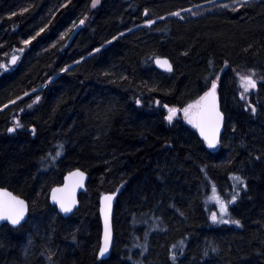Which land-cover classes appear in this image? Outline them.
<instances>
[{
  "label": "trees",
  "instance_id": "16d2710c",
  "mask_svg": "<svg viewBox=\"0 0 264 264\" xmlns=\"http://www.w3.org/2000/svg\"><path fill=\"white\" fill-rule=\"evenodd\" d=\"M215 1L0 0V187L29 203L24 225L0 228V264H264V0L201 14ZM237 72L262 80L248 99ZM214 80L226 123L209 149L192 127H169L164 105L183 108ZM74 170L88 192L64 219L49 194ZM213 186L236 195L239 226L211 222Z\"/></svg>",
  "mask_w": 264,
  "mask_h": 264
},
{
  "label": "snow or ice",
  "instance_id": "6c2138e0",
  "mask_svg": "<svg viewBox=\"0 0 264 264\" xmlns=\"http://www.w3.org/2000/svg\"><path fill=\"white\" fill-rule=\"evenodd\" d=\"M99 0H93V7ZM174 15H179V13H174ZM84 20L80 21V24H83ZM152 23V22H150ZM40 31H43L41 29ZM39 35V33H37ZM35 37H33L34 39ZM25 44H30L31 40H25ZM99 51V50H97ZM157 64H160L162 67H165L168 71H171V65L167 60L157 59ZM12 64L16 63V57H12ZM6 65H0V68H6ZM66 70V69H65ZM219 78L217 77V80ZM241 86L243 87L245 92H248L251 89H255L257 87V81L253 79L252 75L241 76ZM217 82L214 80L211 83V87L208 91L204 93L198 100L193 103L188 104L183 108L171 107L169 108L167 105H164L167 108L168 115L166 119L171 123L175 116L179 112H183L184 118L188 121V123L192 124L195 128L199 129L200 135L207 142L209 148H215L219 144V132L222 126L224 116L223 113L219 110L218 100H217ZM243 98V96L241 97ZM39 97H37V100ZM139 104L140 101L137 100ZM156 103H159L157 101ZM253 112L256 109L253 107L251 109ZM16 127H22L19 121L16 122ZM10 132H15L16 128L8 129ZM35 133V129L32 130ZM62 147V146H61ZM59 155V153H57ZM84 179V173L77 170L76 172L70 173L68 176V184H65L62 188H54L52 189V201L55 204L59 205V209L63 213L72 212L73 208L76 205L75 201V190L79 187H82V182ZM233 179L240 184H243L247 187L244 180L239 176H234ZM119 190H117L118 192ZM116 193L111 195L104 196V206L101 211L104 214V240L103 246L99 249V257L103 258L105 254L109 251L111 245V206L112 201L115 198ZM238 195V194H237ZM218 205L221 215L218 217L215 212L211 214V219L215 223H234L236 225H240L239 220L228 221L224 219V216L228 215V206L230 203L236 202V196L234 195L231 201H224L220 198L217 193L215 186H213V196L212 198ZM29 205L19 196H15L12 193L8 192L5 189H0V221H7L13 226H20L21 222L24 221L25 216L28 212ZM175 259V257H173Z\"/></svg>",
  "mask_w": 264,
  "mask_h": 264
},
{
  "label": "water",
  "instance_id": "95a60500",
  "mask_svg": "<svg viewBox=\"0 0 264 264\" xmlns=\"http://www.w3.org/2000/svg\"><path fill=\"white\" fill-rule=\"evenodd\" d=\"M18 59H19V57L16 56V63H17ZM160 60H162V61H163V60H167L168 63L171 65L172 70H171V71H168L165 67H162L160 64H157V62H156L157 60L155 61L156 68H157L159 71L163 72V73H172V72H173V66H172L171 62H170L167 58H160ZM11 61H12V60H11ZM16 63H15V64H16ZM15 64L10 63V65H11L12 67L15 66ZM217 85H218V84H217ZM218 88H219V85H218V87H217V100H218L219 110L223 113V111H222V107H221V100H220V96H219V93H218ZM223 116H224V120H223L222 126H221V128H220V132H219V141H220V142H221L222 137H223V134H224V132H225L226 118H225L224 113H223ZM197 133H198L200 139H201L204 143L207 144V142L204 140V138L200 135V131H199V129H197ZM220 142H219V143H220ZM207 146H208V145H207ZM211 149H213V148H211ZM76 171H77V170L72 171L71 173L76 172ZM79 171H80V172H83V171H81V170H79ZM83 173H84V179H83V182H82V187L77 188V189L75 190V193H74L75 201H76V205H75V207L73 208L72 212H70V213H63V212H61L60 209H59V205H58V204H55V203L52 201V191L50 192V195H49V203H50V205H51L52 207L56 208L57 212H58V213H59L64 219H68V218H70L71 216H73V215L79 210L80 205H81V202H80L81 197L84 196V195H86L87 192H88L89 175H88L87 173H85V172H83ZM69 174H70V173H69ZM69 174H67V175L64 177L63 184L60 185V186H57V187H55V188H58V187H59V188H62V187L65 186V184H68V183H69V181H68V176H69ZM0 189H5V188H1V187H0ZM5 190H7V189H5ZM7 191L10 192V193H12L13 195H15L13 192H11V191H9V190H7ZM111 194H113V193H111ZM111 194H110V193H109V194H104V195H102V196L100 197V200H99V218H100V222H101V226H102L101 239H100V248L103 246V240H104V214H103V212L101 211V209H102L103 206H104V200H103V198H104V196H106V195H111ZM15 196H16V195H15ZM20 198H21V197H20ZM117 198H118V194L115 195V198L113 199V201H112V206H111V217H110L111 233H112V236H111V245H110L109 251L105 254V256H104L103 258H100L99 255H98L99 259L102 260V261L107 260V259L110 258L111 254H112V251H113V248H114V239H115V236H114V211H115V206H116V203H117ZM21 199H23V198H21ZM25 201H26V200H25ZM26 202H27V201H26ZM27 203H28V202H27ZM28 205H29V204H28ZM28 218H29V208H28V212H27V214H26V216H25V219H24V221L21 222V225H20V226H13V225H11L9 222H7V221H0V228H1L2 226H4V225H8V226H10V227L13 228V229H17V228L21 227L22 225H24V224L26 223V221L28 220ZM100 248H99V249H100ZM98 253H99V252H98Z\"/></svg>",
  "mask_w": 264,
  "mask_h": 264
},
{
  "label": "rangeland",
  "instance_id": "374dc122",
  "mask_svg": "<svg viewBox=\"0 0 264 264\" xmlns=\"http://www.w3.org/2000/svg\"><path fill=\"white\" fill-rule=\"evenodd\" d=\"M259 1H262V0H216L215 2H213V4H215V7H207V6H204L203 8H200L201 10H199V11H201V14H207V13H210L212 10H218V9H225V8H236V7H240V6H245V5H249V4H251V3H257V2H259ZM100 3V0H99V2L96 4V6L98 5ZM95 6V7H96ZM95 7H93V8H95ZM198 9V8H197ZM197 9H194V10H197ZM194 10H189L187 13L188 14H190V15H193V16H197L196 14L197 13H195L194 12ZM179 13V12H178ZM185 13V12H184ZM181 12L179 13V15H175V17H182L181 16ZM20 54L18 53V54H12L11 56H10V58L8 59L9 61L12 59V57L13 56H19ZM227 68V66L225 67V69ZM248 75H252V77H253V79H255L256 81H257V86L260 84V82L262 81V80H259L255 75H253L252 73H249V72H237L236 73V77L238 78V81H239V85H240V87H241V93H242V95L243 96H245V99H248V97L252 94V93H254L255 92V89H251V90H249L248 92H245L244 91V89H243V87L241 86V80H240V77L241 76H248ZM53 79V77L50 79V80H48L44 85H43V87L44 86H46L51 80ZM42 87V88H43ZM31 95H33V93H30V94H27L25 97H29V96H31ZM33 104L32 105H30L29 106V108H32L34 105H35V103H36V98L34 97L33 98ZM177 108V107H176ZM167 115H168V111H167V109L165 110V117H167ZM165 120H166V123H167V125L170 127V126H172L173 124H175L176 122H181V123H183V124H185V125H188V126H190V127H192L193 128V130L195 131V132H197V128H195L192 124H190V123H188V121L184 118V116H183V112L181 111V112H179L176 116H175V118L173 119V121L171 122V123H169V121L165 118ZM198 134V133H197ZM234 184H235V186L237 187V188H239L240 186H238V185H241L240 183H238L237 181H235L234 180ZM230 196H227V197H224V196H221V195H219L220 196V198L221 199H223L224 201H231V199H232V197L234 196L233 195V193H230L229 194ZM212 196H213V193H211L210 194V198L209 199H211L212 198ZM236 196V195H235ZM228 198V199H227ZM231 204L232 203H230L229 204V206H228V215H226V216H224V219L225 220H228V221H231L232 219H231V213H230V209H231ZM207 206H209V208H208V211H209V215H210V220H211V222L213 223V224H217V225H221V224H223V223H215V222H213V220L211 219V214L213 213V212H215L216 214H217V216L219 217L220 215H221V213H220V210H219V205L213 200V199H211V200H208V204H207ZM233 221V220H232ZM231 223V222H230ZM227 224V223H226ZM136 253V252H135Z\"/></svg>",
  "mask_w": 264,
  "mask_h": 264
}]
</instances>
